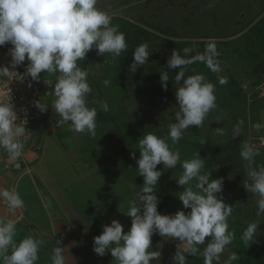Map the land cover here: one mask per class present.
<instances>
[{"label": "rangeland", "instance_id": "rangeland-1", "mask_svg": "<svg viewBox=\"0 0 264 264\" xmlns=\"http://www.w3.org/2000/svg\"><path fill=\"white\" fill-rule=\"evenodd\" d=\"M255 1L260 2V0H98V8L115 13L112 24L118 25L119 31L125 34L128 49L115 60L108 54L98 56L93 49L85 60L78 61L82 68L89 69L88 83L92 87V93L88 97L89 107H96L97 112L101 113L103 125L97 128L95 138H90L87 134L72 135L67 125L57 127L56 121L59 116L51 108L53 96L46 97L47 110L30 126L43 130L47 140L46 146L42 144L38 149L35 164L45 148L43 164L47 167L46 162L51 161L49 169L55 170L56 175V178L48 176L47 188L41 186L38 179L34 178L33 183L28 180L26 187L21 188L28 191L30 186L35 187L34 190L31 189L32 194L24 196V201L25 204H29L32 222L38 224L35 228H39L42 234L47 235L45 245L39 253V264H50L49 256L54 246L50 223L57 220L65 224L76 242L71 249L76 261L80 264H112L113 258L110 254L101 258L93 252V237L100 235L102 226L110 225L113 220L119 221L125 232L130 229L131 219L126 216L128 201L143 187V177L137 174L132 153L135 151L136 158H139L138 139L146 133L166 137L167 126L176 122L174 113L178 110L175 93L153 97L147 93V89L151 87L148 78L138 80V77L140 74H149L166 62L168 48L176 46L191 48L193 49L191 54L195 55L197 52H203L202 44L209 39L216 42L222 71L212 73L208 68L203 71L202 67L195 64L190 66L186 74L199 72L206 78L209 73L210 78L206 80L216 85L218 107L209 114L203 128L189 129L175 144L168 139L171 150L180 153V161L173 169H164L162 164L157 165V170L162 171L155 188L159 201L158 211L162 215H172L179 210L190 211L183 209L178 199L184 187L179 186L177 181L182 172L183 161L200 157L204 160L205 171L211 173L210 179H224L222 198L225 203L235 205L233 206L235 217L232 215L229 218V230L235 232L236 238L229 246V250L238 253L237 250L242 248L239 240L248 222L258 220L260 233L257 238L264 237V217L256 216L253 194L244 188V181L247 178L246 162L243 163L241 160L240 164L232 165V173H228L226 167L232 161L233 152L236 151V159L240 157L244 142L253 144L261 153L249 166L258 169L261 163L264 165V146H259L258 142L253 140L259 135H264V128L259 132L251 128L253 123L264 125V77L263 82L256 78V82L260 83L261 93L254 97V102L250 96H247V99L233 97L230 91L231 75L240 86H243L246 95H250V86L255 78V74L253 75L255 67L251 60V56L255 54V43L257 44L254 40L264 39V17L258 25L257 35L254 29L250 30L254 24L251 12L254 5L252 3ZM237 12H240V16H245L238 18L240 16H237L239 15ZM235 24L241 26L240 32ZM253 34L257 37L252 39ZM146 37H151L149 42L142 41ZM139 42L149 44L151 55L145 66L132 72L128 62H133L132 47ZM40 77L48 76L41 73ZM221 78L226 81L222 85L218 82ZM50 79L55 85L56 77L52 76ZM104 80L111 81L109 87H104ZM254 89L258 90L257 87ZM94 101L107 102L109 110L102 111L99 104ZM240 119L245 121L244 126L240 134L234 136L232 127ZM217 128H224L225 136H215L214 131ZM67 137L74 138L76 143L72 144ZM202 138H207L204 144L200 142ZM24 145V151H27L30 145ZM68 156L72 160H69ZM0 160L7 158L0 157ZM46 167L43 168V173L48 175ZM5 170L3 167L0 178L5 177L6 180L10 178L9 176H17L20 173L14 172V169L8 170L10 171L8 173L2 172ZM75 171L77 173H74ZM35 173H32V177ZM61 184L72 186L63 189ZM4 187L11 190L14 183L8 182ZM59 187L69 201L63 204L62 209L51 201L49 193L50 189L54 191ZM217 195L219 197V194ZM42 199H45L48 211L43 207ZM26 232L28 231H23L22 238L31 236ZM35 238L42 239L38 233ZM208 239L206 238L201 249L206 247ZM182 248V242L178 240L154 235L150 250L159 251L161 257L151 264H173L174 254ZM226 256L227 252L222 256V261ZM187 260L188 264H203L202 256H188ZM235 264L241 263L237 261Z\"/></svg>", "mask_w": 264, "mask_h": 264}, {"label": "clouds", "instance_id": "clouds-1", "mask_svg": "<svg viewBox=\"0 0 264 264\" xmlns=\"http://www.w3.org/2000/svg\"><path fill=\"white\" fill-rule=\"evenodd\" d=\"M97 4L98 0H0V47L11 45L6 53L9 62L0 66V80L14 77L22 82L30 77L31 81L38 82L41 73L49 78L55 76L50 95L54 97L51 108L59 116L56 126L67 125L70 132L87 134L90 138L97 136V108L89 107L88 97L92 93L88 83L89 69L82 68L78 61L85 60L93 49L98 56L108 54L113 60L128 49L125 34L119 31L118 25L112 24L115 13L101 10ZM149 47L148 43H143L134 48L132 72L146 65L151 55ZM182 51L183 55L172 50L167 59L168 70H163L159 79L161 88L167 91L169 73L176 70L173 78L178 105L174 113L176 122L168 124L166 137L150 132L144 134L138 139L139 158L135 151L132 153L137 174L143 177V187L128 201L126 216L131 219L130 229L125 232L122 224L113 220L110 225L102 226L100 235L93 237V252L101 258L110 254L112 264H151L159 260L161 253L150 250L154 235L182 242L183 248L174 254L173 264H188V256H202L203 264H235L239 260L238 254L229 250L236 238L235 232L229 230L234 207L217 195L222 193L224 179H210L211 173L205 171L204 160L200 157L183 161L177 181L184 187L178 199L183 209L190 211L179 210L172 215H162L158 211L155 188L162 171L157 170V165L173 169L180 161V153L171 150L168 139L175 144L189 129L203 128L209 114L218 107L216 85L207 81L202 73L186 75L190 66L197 63L205 65L212 73L222 71L216 42L209 39L203 52L195 55H190L191 48ZM25 61L26 71L17 72ZM47 82L51 83V79ZM218 82L222 85L226 81L221 78ZM110 84V80L103 81L104 87ZM94 103L104 112L109 110L107 102ZM33 104L41 113L48 108L45 102L34 101ZM17 119L8 93L7 98L0 99V149L9 160H19L25 147L23 137L27 133V120L16 124ZM244 123L240 119L233 125L234 136L240 134ZM251 128L259 132L264 125L253 123ZM225 134L224 128L214 131L218 137ZM206 139L202 138L201 144ZM259 139L264 144V136ZM260 154L253 144L242 143L240 157L246 162L247 173L244 188L253 194L256 216L264 217V165L258 169L249 166ZM0 207L7 216L0 218V264H39V253L45 241L33 236L18 239L13 217L18 218L25 202L15 187L0 189ZM258 229V220L248 222L242 230L241 241L245 245L255 243L260 233ZM206 238H209L206 247L201 249ZM177 247L180 249V245ZM65 250L61 237L52 247L50 264H66Z\"/></svg>", "mask_w": 264, "mask_h": 264}, {"label": "crops", "instance_id": "crops-1", "mask_svg": "<svg viewBox=\"0 0 264 264\" xmlns=\"http://www.w3.org/2000/svg\"><path fill=\"white\" fill-rule=\"evenodd\" d=\"M252 4H254V5H253V8H252L253 11L251 12V14L252 13L253 14L251 15V17H252V23H254V24L252 25L250 30L254 29V32L257 35L258 34L257 28H259L258 25L263 20V17H264V8H263L264 0H260V2H258V3H257V1H255ZM258 4H260V5L257 6ZM261 6H262V8H261ZM239 13L240 12H237V14H239ZM237 16H240V14L237 15ZM244 16L245 15H241L238 18H242ZM234 26H236V24ZM236 29L238 31L242 30L241 26H236ZM255 34H253L252 39L257 37ZM254 42H257V44L255 43V45H256L255 54L252 53L254 55L251 56V60L253 62V67H255V71L253 72V75L255 74L254 75L255 78L253 79V83L256 82V78L257 77L261 81H262V79L264 77V39L262 38L261 41H258V39L257 40L255 39ZM241 87L243 88L242 85H241ZM258 87H260V86H258ZM97 121H98V127H102L103 123L101 121V113L100 112H97ZM34 130H38V129H34ZM41 131H43V130H41ZM70 133L72 135H75L74 132H70ZM43 138H44V140L42 139L39 147H37V148H33L29 144L30 147L28 148L27 151L23 152V155H22V157L19 160H9V159L2 160V161L0 160V173H1V170L3 169V167L6 170L2 171V172H7L8 173V172H10L8 170H10V169L13 170L14 166L17 165L18 163H22V165H23V169L20 170V173L17 176H9L10 178L8 180H6L5 177L0 178V188L1 187L5 188L4 186L7 185L8 182H11V184L14 183V187L19 192L21 198L24 200V196L26 197V196L30 195V193L32 194L33 191L31 189L34 190V188H35V187H31L30 186V188H28V189L26 188L28 191H25V190L21 189V188L26 187V185L28 183L27 182L28 180L31 181L30 183H33V178L34 179H38V182L40 183V185L43 186L44 188H47L48 187L47 181L49 180L48 176H52L53 178H56V175L54 174L55 170L49 169L51 161L48 160L46 162L47 163V167L45 166V164H43L45 162L44 161L45 148H44V153H42L40 155L39 161L35 164V162L37 161L36 153L38 152V149L41 148L42 144H43L44 147L47 144L46 137L44 136ZM67 138H69V140H70V142L72 144L76 143L74 138H71V137H67ZM233 153L234 154L231 157V159H232L231 163L229 165L228 164L226 165L228 173H232V168H233L232 165H236V164L239 163V161L242 160L239 156L236 159V151L233 152ZM68 158H69V160H72L71 157L68 156ZM241 162H243V160ZM243 163H245V162H243ZM44 167H46L47 170L49 171L48 175H45V173H43V168ZM84 167H86V165ZM38 168H39V170H37ZM238 169H240V167H238ZM238 169H236V170H238ZM14 172H17V171L14 170ZM33 172H36V173H35V176L32 177V173ZM74 173H77V171H75ZM58 176H61V175H58ZM78 178H79V176H78ZM66 186H72V185L71 184H64V185L61 184V187L63 189H65ZM5 189H7V188H5ZM71 191L73 192V190H71ZM49 193L51 194V201L56 206H58V207L60 206V209L64 208L63 207L64 203L67 204L69 202L68 198L64 194V192L63 193L61 192V188L60 187L54 189V191L52 189H50ZM41 202H42L43 207L46 208V210L48 211L46 203H45V199L44 200L42 199ZM28 206H29V204H25V208L22 209V210H19L18 218L17 217H13V219H14V221L16 223V227H17L18 239H23L22 238L23 231L27 230L28 231V232H26L27 235H31V236L35 237L37 235V233H38V234H40V237L44 241H46L47 240V235L45 233H43L44 234L43 235L40 232L39 228H35L38 224L37 223L35 224L34 222H32V219H31L32 215L30 214ZM0 218H5V219L7 218L6 212H5V210L2 207H0ZM78 224H80V223H78ZM50 231L52 233L51 236L53 238L54 245H55V241L57 239H60L61 237L63 238V246L66 249L65 250L66 264H80L78 261L75 260L76 256H74L73 251L71 250L76 242L74 241L73 236L67 230V227L65 226V224L61 220H57L54 223H50ZM64 244H66L67 247Z\"/></svg>", "mask_w": 264, "mask_h": 264}, {"label": "built area", "instance_id": "built-area-1", "mask_svg": "<svg viewBox=\"0 0 264 264\" xmlns=\"http://www.w3.org/2000/svg\"><path fill=\"white\" fill-rule=\"evenodd\" d=\"M11 45H7L6 47H0V66L6 65L10 57L6 55L7 49L10 48ZM27 61H25L24 65L20 66L16 69L17 72L23 73L26 71ZM48 77L41 78L38 82L31 81V78L28 77L24 81H17L14 77L6 78L4 80H0V99L7 98V94H10L11 100L15 105V111L17 113L18 119L15 122L16 124L22 123L25 119L27 123L25 127H28L27 133L23 137L24 144H30L32 134L34 129L31 128V124L37 121L44 112L41 113L39 109H37L33 102L40 101L45 102L46 97H51L50 93L53 92V82L48 83ZM31 85V86H29ZM261 137V136H260ZM260 137L255 139L259 146H264L261 144ZM0 157L3 159H8L7 154L0 149ZM6 157V158H5Z\"/></svg>", "mask_w": 264, "mask_h": 264}, {"label": "trees", "instance_id": "trees-1", "mask_svg": "<svg viewBox=\"0 0 264 264\" xmlns=\"http://www.w3.org/2000/svg\"><path fill=\"white\" fill-rule=\"evenodd\" d=\"M150 39H151V37H149V38L146 37L142 41L149 42ZM139 44H140V42L138 44H136V46H138ZM136 46H133L132 48H135ZM202 46H203L202 48H205V44H202ZM173 49H176L178 52L181 53V55H183V51H182L184 49L183 47L182 48L179 47V46L171 47L170 49L168 48V50H167V52H168L167 53L168 55L166 57L167 59L170 57L171 52H172ZM190 55H194V54H190ZM167 59H165L166 62H163V64H161V66H159L158 68H155L149 74H146V73H145L146 75L140 74L139 77H138V80H144V79L146 80V78H148L147 80L150 81L151 87H149L147 89V93L150 94L153 97L166 96V95H168V93H171V92L175 93L176 85L174 83L173 78H174L176 70H171V72L169 73L170 79H169V82H168L167 91L162 89L161 86H160V83H159L160 73L163 70H168V68H167ZM132 63H133L132 61L128 62V65H130V70H131V64ZM193 65H195V64H193ZM195 66H199L200 68L202 67L203 71L205 70V68L207 69V67L205 65H203V64L197 63V65H195ZM190 74H193V73L188 72V75H190ZM209 78L210 77H209V73H208L206 79L208 80ZM230 79L232 81L231 82L232 84H230V88H231L230 91H231V95L233 97H236V98L246 97V99H247V96L248 97L250 96L251 97L250 99L253 100L254 97H256L257 95H259V93H261L260 87H258V86H260V83H257V82L253 83L252 86H250V91H249L250 95H248V94L246 95V92L237 83V81L235 80L234 76L231 75ZM255 87H258L257 91H256V89H254ZM253 102H254V100H253ZM260 136H264V135H259V136L255 137L253 140L255 142H257L255 139H257ZM262 165H263V163H261V166ZM220 196H223L222 193L219 194V197ZM231 206H235V205L232 204ZM237 210H239V209H237ZM237 214L239 215V212ZM233 216L235 217V214ZM239 242L241 243V246H242L241 249L237 250L238 251L237 254L239 256V260H238L239 263H241V264L242 263H244V264H246V263L247 264H264V237H260L259 239L257 238V241L255 243H253V244L245 245L241 240H239ZM237 243H238V241H237Z\"/></svg>", "mask_w": 264, "mask_h": 264}, {"label": "water", "instance_id": "water-1", "mask_svg": "<svg viewBox=\"0 0 264 264\" xmlns=\"http://www.w3.org/2000/svg\"><path fill=\"white\" fill-rule=\"evenodd\" d=\"M44 137V132L41 131V130H34L33 131V134H32V138H31V142H30V145L33 147V148H37L39 147L42 139ZM23 169V165L22 163H18L17 165L14 166V170L15 171H20Z\"/></svg>", "mask_w": 264, "mask_h": 264}]
</instances>
